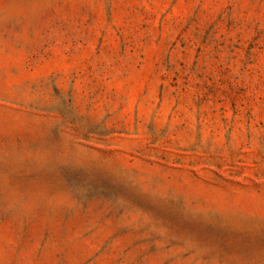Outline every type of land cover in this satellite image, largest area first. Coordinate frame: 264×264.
Segmentation results:
<instances>
[{
    "label": "rangeland",
    "instance_id": "obj_1",
    "mask_svg": "<svg viewBox=\"0 0 264 264\" xmlns=\"http://www.w3.org/2000/svg\"><path fill=\"white\" fill-rule=\"evenodd\" d=\"M0 264H264V0H0Z\"/></svg>",
    "mask_w": 264,
    "mask_h": 264
}]
</instances>
